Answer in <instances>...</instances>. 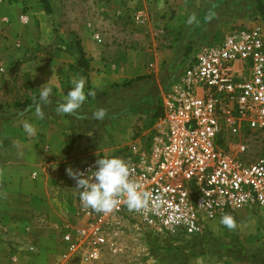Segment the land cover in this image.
<instances>
[{"label": "rangeland", "instance_id": "1", "mask_svg": "<svg viewBox=\"0 0 264 264\" xmlns=\"http://www.w3.org/2000/svg\"><path fill=\"white\" fill-rule=\"evenodd\" d=\"M134 2L122 15L100 16L94 11L99 0H0V160L23 167L13 180L17 188L27 176L33 179L34 143L39 155L50 149L54 161L60 150L69 151L73 170L98 158L128 162L137 156L132 147L145 150L157 126L160 92L135 101L128 94L129 80L146 79L156 91L157 82L164 87L181 72L188 45L199 39L180 46L189 33L217 26L210 34L216 39L239 27H258L264 34V0ZM78 76L86 79V93L98 92L75 117L58 115L57 104ZM46 83L52 88L51 103L43 105L49 108L48 121L33 113V97L39 99ZM145 104L153 109L144 110ZM100 108L108 114L94 120L92 113ZM25 121L35 125V135L25 133ZM219 144L234 150L225 127ZM253 146L264 151V140ZM67 168L62 174L49 172L52 196L42 208L46 223L39 231L24 223L14 229L0 225V264H264V210L258 207L231 214L235 230L211 221L201 235L190 237L158 234L125 213L108 228L115 251L105 249L97 261L83 262L62 241L65 232L81 225L74 214L76 183Z\"/></svg>", "mask_w": 264, "mask_h": 264}, {"label": "built area", "instance_id": "2", "mask_svg": "<svg viewBox=\"0 0 264 264\" xmlns=\"http://www.w3.org/2000/svg\"><path fill=\"white\" fill-rule=\"evenodd\" d=\"M94 40L101 43L98 34ZM182 65L161 95L148 146L132 147L137 156L127 162L131 178L152 193L154 210L130 212L121 202L111 214L96 213L82 207L76 189L81 225L62 241L83 262L115 251L108 228L125 213L158 234L190 237L224 214L264 210V151L252 148L264 140V34L258 27L233 29L220 41L192 47ZM222 127L233 137L232 151L219 144ZM96 160L78 169L90 181Z\"/></svg>", "mask_w": 264, "mask_h": 264}, {"label": "crops", "instance_id": "3", "mask_svg": "<svg viewBox=\"0 0 264 264\" xmlns=\"http://www.w3.org/2000/svg\"><path fill=\"white\" fill-rule=\"evenodd\" d=\"M91 1L97 2V0ZM134 1L135 0H99L100 4L98 7H94V11L99 12L98 15L100 16L106 15V13L109 15H122L125 13L124 9H126L127 5L135 3ZM217 29V26L216 28L213 26H208L204 30L203 28L199 27L195 31L189 33L186 38H183L179 43L180 46L186 45L190 39H199L192 41L188 45L180 61L182 62L184 56L191 51L192 47H195L196 45H199L203 42L213 43L215 41H220L222 38L216 39V37L210 36V34ZM179 74V72L175 73V75H173L172 78L167 81L164 87L162 86L160 88V83L157 82L158 91H156L152 82H147L146 79L144 80L143 78L137 79L131 77L129 80V82H131V86L128 88L129 90L127 89L129 91L128 94L130 95L131 99L135 101H146L151 97H155L160 92V98L158 99V103H160L162 93ZM130 75H132V73L129 74L128 77H130ZM154 77L155 75H153L151 78L154 79ZM138 90L140 91L138 92ZM94 91L96 93L98 92V90L95 89ZM35 108L36 105L33 104V113H35ZM41 108L42 111H44L43 119L48 121L50 119L49 108L47 106L44 108L43 105ZM143 109L151 110L153 108L151 105L145 104ZM35 149H39V146L37 147V145L34 143L33 173H36V178L32 179L31 176H27L23 179V182L19 188L13 184V180L15 179V176L22 175L23 171H21V168L23 167L16 166L8 160L6 162H2V160H0V171H2V175H0V225L5 224L11 229H14V225H20L22 223L25 225L27 224L29 226L28 229L33 225V233H35L34 231H39V227L42 228L41 226L45 225L46 223V217L44 214H42V208L43 206H46V199L51 198L52 196L49 191L51 190L50 185L53 182V179H49V172L59 171L62 174L64 169L67 168L71 162V158H67L69 151L65 149H62L59 153H56L58 155L56 161H54L55 156L50 154V149L47 150L49 153L46 155L44 153L39 155L38 151L36 152Z\"/></svg>", "mask_w": 264, "mask_h": 264}, {"label": "clouds", "instance_id": "4", "mask_svg": "<svg viewBox=\"0 0 264 264\" xmlns=\"http://www.w3.org/2000/svg\"><path fill=\"white\" fill-rule=\"evenodd\" d=\"M191 22L190 18L189 23ZM70 83L71 90L66 94L64 101L57 104L55 111L61 116L75 117L86 99L95 97L96 92L91 90L85 92L86 79L83 76L72 78ZM40 89L39 99L33 97V101L36 105V117L43 119L44 112L41 105L51 103L52 88L46 83ZM107 114L106 109L100 108L92 113V118L102 121ZM22 127L29 136L36 134L37 129L32 123L25 121ZM95 165L91 181L84 172L73 170L71 167L66 169L67 175L76 183L75 189L81 190L80 201L83 208L108 215L116 211L123 202L130 212L144 213L154 210L152 193L145 190L141 183L131 178V170L125 160L119 157L98 158ZM0 175H2V171H0ZM158 208L159 204H156L155 209ZM220 223L230 231L235 230L238 226L231 214H224Z\"/></svg>", "mask_w": 264, "mask_h": 264}, {"label": "trees", "instance_id": "5", "mask_svg": "<svg viewBox=\"0 0 264 264\" xmlns=\"http://www.w3.org/2000/svg\"><path fill=\"white\" fill-rule=\"evenodd\" d=\"M47 6V5H46Z\"/></svg>", "mask_w": 264, "mask_h": 264}]
</instances>
